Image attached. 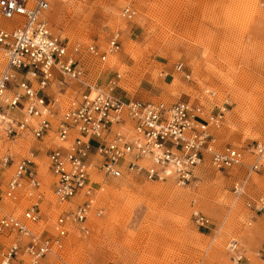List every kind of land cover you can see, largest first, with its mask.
Masks as SVG:
<instances>
[{
    "label": "rangeland",
    "instance_id": "1",
    "mask_svg": "<svg viewBox=\"0 0 264 264\" xmlns=\"http://www.w3.org/2000/svg\"><path fill=\"white\" fill-rule=\"evenodd\" d=\"M125 4L136 9L131 19L120 16ZM47 15L53 30L69 42L105 46L110 32L119 30L115 55L86 65L98 82L120 71L122 96L224 101L225 120L214 130L220 144L243 147L264 136V0H52ZM3 61L0 52V64ZM177 61L191 71L189 79L174 69ZM204 87L216 90V97L202 94ZM22 141L10 145L0 130V150L9 145L22 156L26 154ZM245 168L219 170L205 159L195 167L194 180L185 185L135 174L105 178L97 197L102 213L90 215L87 235L69 232L63 260L68 264H225L227 245L234 239L244 251L243 264H264L255 253L264 246V219L250 218L244 196L232 191L233 181ZM10 172L0 174V188ZM40 172L48 216L38 229L51 230L59 209L46 166H40ZM263 185L264 165L251 172L246 191L255 195ZM194 208L207 215L210 224L196 225L191 217ZM21 209L16 208V213ZM41 264L63 262L48 254Z\"/></svg>",
    "mask_w": 264,
    "mask_h": 264
},
{
    "label": "built area",
    "instance_id": "2",
    "mask_svg": "<svg viewBox=\"0 0 264 264\" xmlns=\"http://www.w3.org/2000/svg\"><path fill=\"white\" fill-rule=\"evenodd\" d=\"M51 1L0 0V128L10 145L23 140L26 147L22 156L9 145L0 150V174L11 169L0 188V264H41L48 254L68 264L62 257L67 235L90 232V215L102 213L97 197L105 178L123 174L185 185L205 159L219 170L245 165L232 191L244 196L250 218L264 214V185L255 195L246 191L251 172L264 165V136L243 147L220 144L214 130L225 120L224 101L125 97L118 92V70L98 82L86 64L118 50L119 30L110 32L105 46L69 42L49 23ZM135 13L131 4L120 9L124 19ZM174 69L191 77L183 61ZM202 94L215 98L217 92L204 87ZM40 166L51 176L59 209L51 230L38 229L48 216ZM191 217L198 226L210 224L197 208ZM227 247L225 264H243L237 242ZM255 253L264 260V246Z\"/></svg>",
    "mask_w": 264,
    "mask_h": 264
},
{
    "label": "crops",
    "instance_id": "3",
    "mask_svg": "<svg viewBox=\"0 0 264 264\" xmlns=\"http://www.w3.org/2000/svg\"><path fill=\"white\" fill-rule=\"evenodd\" d=\"M256 216H257L258 218H262V219H264V214H262V215H255V217H256ZM257 217H256V218H257Z\"/></svg>",
    "mask_w": 264,
    "mask_h": 264
},
{
    "label": "bare ground",
    "instance_id": "4",
    "mask_svg": "<svg viewBox=\"0 0 264 264\" xmlns=\"http://www.w3.org/2000/svg\"><path fill=\"white\" fill-rule=\"evenodd\" d=\"M114 53V52H113ZM113 53H109V56L110 55H115V54H113ZM112 60V59H111ZM208 97H210V96H208ZM210 98H212V97H210ZM214 98V97H213ZM0 130H1V128H0ZM227 248V247H226Z\"/></svg>",
    "mask_w": 264,
    "mask_h": 264
}]
</instances>
